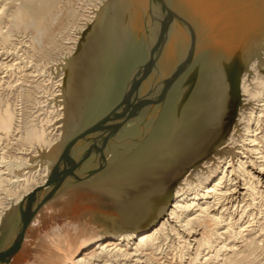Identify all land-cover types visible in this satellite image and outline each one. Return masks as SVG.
Segmentation results:
<instances>
[{
  "label": "bare ground",
  "instance_id": "1",
  "mask_svg": "<svg viewBox=\"0 0 264 264\" xmlns=\"http://www.w3.org/2000/svg\"><path fill=\"white\" fill-rule=\"evenodd\" d=\"M57 1L42 0L39 1V6L36 5V7L31 6V4L25 5L23 1L21 5L25 6H18L19 8L17 7L13 14L14 27L19 28L22 24H33L36 32L39 33L35 36V41L42 45L49 42V40L52 41L53 36L58 32L68 31V33L65 32L68 37L66 42L68 43L63 44L61 50L59 48L62 53L56 61L57 64L66 66L68 70L61 73L59 75L60 79L53 83L54 89L49 95L53 101L51 107L53 112H49L47 120H40L39 123L35 124L27 123L26 127L22 129L17 124L19 114L16 109L9 104L0 107V142L1 140L13 141L14 144L11 145L14 147L13 149L20 151L19 156L15 154L12 157H8V153H3L5 150L0 152V196L3 195L5 198L4 202H2L3 198L0 199V228L6 217L16 215L19 206L39 188L47 184L53 167L57 163V161L54 162L49 153L54 147L61 145L65 140L64 138H67V130H71L72 135H74L82 128L79 125H84V121H81L78 127L73 126L76 117L72 113L71 116L67 115L68 111L66 109V104L68 105L71 99L68 96H73L74 84L78 80L75 73L85 69L83 68V62L74 61V55L78 50L82 35L90 24L96 22L100 10L108 3V0H94L91 4L89 1L91 8H88L87 11L85 9L86 12L83 15L75 12L77 2L80 0H67L61 10L57 7ZM132 1V6H136V3L139 7L141 6L140 0ZM142 1L144 2V0ZM243 1L245 0H237L232 5H239L244 3ZM29 2L32 1L29 0ZM210 4H213V6L219 4L220 10L227 13L225 8L229 7V1L211 0ZM188 5L183 14V11L176 9V11L181 12L179 15L183 16L192 27L190 31L193 30L195 40L197 39L194 55L191 59L193 61H191L190 67L193 75L188 81V91L185 95L187 99L196 94L198 86L207 90V94L211 90H214V94L218 91L216 89L218 84L216 79L207 73L208 65H210L211 60L216 59L217 53L215 49L212 51L207 50L209 41L213 37V30L205 24L207 15L211 13V10L204 9V6L196 0H192ZM242 7H244L243 4ZM130 10L133 11L134 8ZM82 11L84 12V10ZM76 14L79 17L77 23L71 26L72 29H68L72 24L69 23L70 19ZM260 17H264V15ZM137 22L139 24V21ZM172 22V25H174L176 20L172 19ZM193 22L196 23L194 27ZM156 23L152 20V24H149L150 27L148 26L151 33L153 32V41L160 33ZM143 29L145 28L142 22L139 24L138 30L142 32ZM186 31L183 28L182 31H177V33L172 32L174 38L170 42L168 35L165 48L159 55L162 59L160 60L157 56V73L154 78L148 79L149 83L152 84L157 75L160 77L159 79H163L170 69L171 62L180 57L178 54L184 51L185 55L186 46L191 41ZM248 36L246 34L243 38L241 37L239 45L244 43ZM7 38L4 37L6 40ZM110 39H114L110 42L111 46L116 47V39L113 37H110ZM145 39L147 41V44L143 45V51L145 52H142V57L137 59L139 67L143 66L142 64H147L149 58L150 46L146 34ZM129 45L133 47L131 43ZM113 47H111L112 50ZM107 51V49L103 51L102 48L94 59L95 62L108 59L106 71L102 73L93 68H89V71L86 70V73L89 72L88 74L91 75L89 85L92 81L99 84L97 88L95 87L96 90L94 89L98 94L104 92L102 82L112 77L111 74L117 67L118 62L123 64V57L117 55V58L114 57L113 60L111 57L108 58ZM174 52H177L178 56H174ZM256 52L253 53L254 56ZM234 53L225 51L223 61H229ZM262 53L264 56V49ZM41 55L44 57V52ZM132 55L130 53L125 61L126 71L124 77L122 76L125 90L128 87L126 73L129 76L132 71L131 68L134 67L130 64L137 57ZM205 56H207L206 60H204ZM70 65L72 66L71 69H69ZM218 65L221 68V63H218ZM111 66L114 69L111 70ZM252 71L255 76L251 81H247V76H243L241 81L242 97H244L246 104H252V106L249 111L240 113L238 120L240 131L238 132L237 129L233 128L226 143L220 145V154L216 155L215 153L213 159H204L197 171L185 173L182 183L176 188L173 196L169 194V190L163 191L146 202L145 211L148 217L144 220H148L147 228L140 233L103 235L102 233H95V231L92 232L91 229V231H88V229H83L84 227L81 228L77 225L55 227L42 237L39 249L31 256L27 264H252L258 261V253L264 250V226L260 222L264 220V76L259 72L258 58L252 64ZM212 72L215 73V71ZM220 73H222V70ZM215 74L217 76V72ZM100 75H103V78H100ZM189 76L185 73L183 76L178 77L172 83L169 92L173 90V93H175L176 88L172 86H177L182 79L186 87V80ZM208 81L209 83L213 81L215 86L206 85L204 87ZM89 85H83V88L93 91ZM140 89L146 97L150 96L149 93L147 94L149 87L144 86ZM138 90V86H136L134 92H138ZM183 107L181 106L178 112ZM160 108L161 105L158 109L160 110ZM195 109L193 107V109H189V112L192 113ZM198 109L202 110L200 107ZM159 110L157 113H152L153 116L147 119L146 124H142L140 127L133 125L125 131V141L134 135V137L141 136L146 131L147 135L143 140L144 142L156 123ZM67 116L70 118L69 125L72 124L69 128L65 123ZM200 125L204 126L201 123ZM205 126H208V124ZM141 144H137L129 154L123 156L117 162L123 161L125 157L132 155ZM5 161L9 163L5 165ZM117 162L111 167L116 166ZM17 170L26 172L18 177L16 175ZM164 205L166 207L165 215L154 225H151L157 219L159 209ZM136 221L137 223L140 222ZM137 227L139 229L144 228Z\"/></svg>",
  "mask_w": 264,
  "mask_h": 264
},
{
  "label": "rangeland",
  "instance_id": "2",
  "mask_svg": "<svg viewBox=\"0 0 264 264\" xmlns=\"http://www.w3.org/2000/svg\"><path fill=\"white\" fill-rule=\"evenodd\" d=\"M23 1L25 5L31 4V6L34 5L36 7V5L39 6V1L41 2L42 0H30L32 1L31 3L29 0ZM23 1L0 0V107L9 104L15 108L19 114L17 119L20 121H18L17 124H19L22 129L26 127L27 123L35 124L39 123L40 120H47L49 112H53L51 108L53 106V101L49 97L51 91L54 89L53 83L60 79L59 75L61 73H65L68 70L66 66H62V64H57L56 62L61 56L62 51L60 50L63 44L68 43L66 42L68 41V37L65 33H68L67 30L63 33L58 32L53 36L52 41L49 40V42L42 45L35 41V36L39 33L36 32V28L33 24H22L19 28L14 27L13 14L18 6H25L21 5ZM27 1L28 3H26ZM89 1L91 4L94 0H80L77 2L78 4L75 8V12L83 15L88 8H91ZM166 1L173 9L183 11V14L189 6L188 3L192 0ZM196 1H199L204 6V9L211 10V13L207 15V21L205 23L209 29L213 30V37L209 41L207 50L212 51L215 49L217 53L216 59L211 60L210 65H206H208L207 73L209 76L214 77L218 83L216 85L218 91L214 94V90H211V92L207 94V90L201 89V87L198 86L199 88L192 98H185L188 91V81L193 75L190 67L189 73H186V75H190L186 80V87L183 79L178 82L177 86H172L176 88L175 93H173V90L167 93V98L161 105L157 115L156 123L146 140L132 153V155L125 157L123 161L117 162L116 166L109 168L85 183L63 191L49 204L43 207L28 228L29 230L25 234L23 245L13 258L11 264H27L31 256L39 249L42 237L55 227L77 225L81 228L84 227L83 229H88V231L91 229L92 232L95 231V233H102L103 235L140 233L148 227L146 225L148 220H144L148 217L145 211L147 207L146 202L151 197L162 193L165 187L167 188V186L179 180L176 186H170L168 189L170 191L169 194L173 196L176 188L182 183L183 177H185L187 173L199 169L203 160L197 166H194L193 169L191 167L186 170V167L191 166L192 163L204 156L202 155L197 158L199 155L198 150L201 148V145H204L205 141L209 139L213 131V129H209V127H211L210 121L211 117L217 112V104L222 94V89L218 87L219 81L222 78V73H220L221 68L218 63L223 60V53L225 51L228 53L235 52L241 37L243 38L246 34L250 35L255 32L264 31V17H260L264 15V0H245L243 1L244 3L239 5H232L235 4L237 0H227V2L229 1V7L225 8L227 13H223V10H220L221 7H219V4H215L214 6L210 4L211 0ZM65 2H67V0L57 1L59 10L62 9ZM107 4L105 5L106 8L108 7ZM242 4L244 7H242ZM130 11L133 13L132 10ZM128 13L129 6L125 4L123 12L121 11L120 15L122 18L121 23L115 30L113 29L114 26L110 18L104 20V25L96 24L97 21L89 25L91 27L93 26V30L90 29L93 31V34L87 45V53L84 52L81 55L78 53L77 55V60L83 62V68L85 69L76 71L75 74L78 80L77 83L74 84L73 96H68V98L71 99L70 101L68 100V105L66 104V109L68 111L67 115L71 116L73 114V116L76 117L73 123L75 127H78L81 121H84L83 123L85 124L91 117H94L95 112H98L100 109H102L101 113L104 115L110 109L114 108V106H118V102L125 93L122 76L124 77V72L126 71L125 61L130 56V53L133 54L132 56H137L130 64L134 66L131 70L139 67L137 59L142 57L141 55L145 52L143 51V45L147 44L145 30L143 29V31L140 32V30H138V17L135 18L136 21L135 19L132 21L134 16ZM180 13L181 12H179V14ZM77 14L70 19L69 23L72 24L68 29H72L71 26L77 23V19L79 18ZM169 18L167 32H170L168 34L170 42V40L174 38L172 32L177 33V31H182L183 27L178 26V24L172 25L171 16H169ZM117 21L119 20L116 19L115 22ZM136 24L138 25L136 26ZM192 24L194 27L196 23L193 22ZM110 34H112L117 41L116 47L110 44V42L114 40L110 39ZM4 37H8L7 40L4 39ZM122 41L125 44L124 46ZM130 43L133 47L129 45ZM188 46L189 45L186 46V53L188 51ZM111 47H113V50ZM102 48L103 51L104 49L108 50V58L111 57L114 60V57L117 58V55L123 57V64L118 62L115 69L111 66V70L114 69L111 74L112 77L102 82V86H104V90H102L104 92L98 94L95 90L99 84L92 81L89 85V82H91L89 77H91V75L88 74L89 72L86 73V70L89 71V68H93L98 69V71L102 73L107 70L108 59L106 61L99 60L100 63L99 61H94L96 55ZM263 49L264 42L255 44L251 47L248 53L250 58L248 60V67L243 75L247 76V81H251L253 76H255V73L252 71V64L257 58L259 59V72L264 76ZM252 50L253 52H251ZM43 52L45 54L44 57L41 55ZM254 52H256L255 56L253 55ZM173 54L175 56L177 52ZM179 58L180 57H177V59ZM161 59L162 58H160V60ZM206 59L207 56H205L204 60ZM174 60L176 61V59ZM175 61L171 62L170 68L174 65ZM83 70L85 71L83 72ZM212 71H215V73L217 72V76L215 73L213 74ZM100 78H103V75H100ZM126 79L128 80L127 73ZM83 85H89L90 89L93 91H89L88 89L85 90ZM206 85L213 87L215 83H213V81L209 83L208 81L204 87ZM112 98H114V100L111 102ZM243 98L244 97H242V107L239 109L236 123L232 127V129H237L238 132L240 131L238 121L240 113L242 111H249L252 106V104H246ZM181 106L184 107L178 112ZM193 107L196 109L192 111V113L191 111L189 112V109H193ZM198 107H200V109L202 108V110L200 111ZM146 114L147 112H144L140 119L137 117L136 120L129 121L125 131L130 129L133 125L140 127ZM69 121L70 118L67 116L65 123L68 125V128L72 126V124L69 125ZM200 123L204 126L208 124V126L204 127L200 125ZM83 126L84 125H79L80 128ZM66 134L67 138H64L65 140H63L61 145L54 147L49 153L54 162L57 161L64 144L71 138V130H67ZM228 137L222 144L226 143ZM218 138L210 140V143L206 145L209 151L217 145L219 141ZM12 144H14L13 141L1 140L0 152L5 150V152H2L8 153V157H12L15 154L19 156L20 151L13 149L14 147L11 146ZM220 148L219 146L208 158L213 159L215 153L216 155L220 154ZM8 161H5V165L9 163ZM17 171L16 175L18 177L26 172L22 170ZM0 199L2 202L5 200L3 195L0 196ZM165 211L166 207L164 205L159 209L157 219L153 221L151 225L158 222L159 219L165 215ZM14 217L15 214L13 217H6L1 226L0 244L10 229ZM136 220L140 222L137 223ZM260 222L264 226V220ZM137 226L144 228L139 229ZM170 257H172V255H170ZM257 259L258 261L252 264H264V250L258 253ZM242 261L245 260L243 259Z\"/></svg>",
  "mask_w": 264,
  "mask_h": 264
},
{
  "label": "water",
  "instance_id": "3",
  "mask_svg": "<svg viewBox=\"0 0 264 264\" xmlns=\"http://www.w3.org/2000/svg\"><path fill=\"white\" fill-rule=\"evenodd\" d=\"M132 3V0H109L107 4L109 6L107 8L104 6L99 12L96 24L100 22L103 25L104 20L110 18L115 30L121 23L120 15L124 9L123 5L129 6L128 14L134 16L132 21L138 17L139 24L142 22L144 24L145 34L150 46L147 64L136 67L130 72L127 90L118 102V106H114L104 115L101 113L102 109L95 112L94 117H91L64 144L47 184L39 188L19 206L13 223L0 244V264H11L23 245L28 227L47 202L57 197L64 190L85 183L92 177L108 170L115 162L129 154L137 144L143 142L147 135L146 131L141 136L134 137V135L125 141L124 132L129 121L136 119V117L140 119L142 114L147 112L145 119L142 121V124H146L147 119L153 116L152 113H157L159 105L165 102L172 83L178 77L190 71L196 43L194 32L193 30L190 31L192 27L187 20L179 15L176 9L171 8L166 0H144V2L140 0V7L137 3L134 7ZM133 8L134 13H131L130 9ZM169 14L172 19L176 20L175 24L187 30L186 32L191 38L190 45L188 44V51L185 55L184 51L178 54L180 58L175 61L163 79H159L160 77L157 75L151 84L148 79L155 77L157 73V56L161 55L167 43ZM117 17L119 21L115 22ZM152 20L157 22L156 24L160 30L154 41L153 32L151 33L150 28H148L149 24H152ZM90 29L93 30V26H89L82 35L78 50L74 55V61L78 59V53L81 55L87 51L88 42L93 34ZM110 36L115 38L112 34ZM262 42H264V31L252 33L244 43L236 48L234 56L229 61H219L221 63L222 78L218 87L222 89V94L217 104V112L211 117L210 121L211 127L209 129H213V131L211 130L212 133L209 139L198 150L199 155L197 158L204 156L192 163L191 166L186 167V170L197 166L202 160L210 157L227 139L233 125L236 123L239 109L242 107L241 81L248 67V60L250 59L248 53L251 47ZM71 65L69 69H71ZM136 86H138V92H134ZM144 86L149 87L147 94L152 95L151 97H146L142 93L140 88ZM113 100L114 98L111 99V102ZM217 138L219 139L217 145L209 151L206 145L210 143V140ZM178 181L170 186H176ZM170 186L165 187L163 191H168Z\"/></svg>",
  "mask_w": 264,
  "mask_h": 264
}]
</instances>
